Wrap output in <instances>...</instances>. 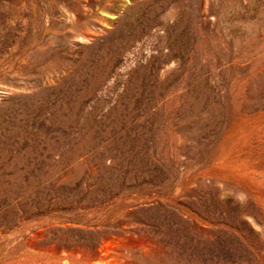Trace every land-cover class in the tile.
Segmentation results:
<instances>
[{"label": "rangeland", "instance_id": "rangeland-1", "mask_svg": "<svg viewBox=\"0 0 264 264\" xmlns=\"http://www.w3.org/2000/svg\"><path fill=\"white\" fill-rule=\"evenodd\" d=\"M0 264H264V0H0Z\"/></svg>", "mask_w": 264, "mask_h": 264}]
</instances>
